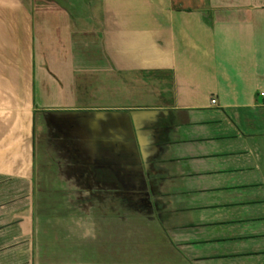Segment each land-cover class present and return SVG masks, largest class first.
<instances>
[{"label": "crops", "instance_id": "0c3cea01", "mask_svg": "<svg viewBox=\"0 0 264 264\" xmlns=\"http://www.w3.org/2000/svg\"><path fill=\"white\" fill-rule=\"evenodd\" d=\"M39 148L132 154L180 264H264V0H0V264H34Z\"/></svg>", "mask_w": 264, "mask_h": 264}, {"label": "rangeland", "instance_id": "374dc122", "mask_svg": "<svg viewBox=\"0 0 264 264\" xmlns=\"http://www.w3.org/2000/svg\"><path fill=\"white\" fill-rule=\"evenodd\" d=\"M97 76H87L92 84L76 93L77 105L96 107L109 97L97 90ZM154 91L122 86L113 102L144 109L159 103ZM37 154L34 264H180L139 167L129 169L139 182L133 189L120 161L97 159L84 168L50 149Z\"/></svg>", "mask_w": 264, "mask_h": 264}, {"label": "flooded vegetation", "instance_id": "af4514ba", "mask_svg": "<svg viewBox=\"0 0 264 264\" xmlns=\"http://www.w3.org/2000/svg\"><path fill=\"white\" fill-rule=\"evenodd\" d=\"M120 159L118 160V161H120L121 163H125V164H130V163H135L136 162V158L135 157H132V154L130 155V154H128V155H126V153H120ZM128 177H130L131 178V180L132 179H134L135 178V174H126ZM133 186V185H132Z\"/></svg>", "mask_w": 264, "mask_h": 264}, {"label": "water", "instance_id": "95a60500", "mask_svg": "<svg viewBox=\"0 0 264 264\" xmlns=\"http://www.w3.org/2000/svg\"><path fill=\"white\" fill-rule=\"evenodd\" d=\"M151 113H153V112H145V111H138V112H132V114L134 115V116H142V115H144V114H151Z\"/></svg>", "mask_w": 264, "mask_h": 264}, {"label": "built area", "instance_id": "2783aa9c", "mask_svg": "<svg viewBox=\"0 0 264 264\" xmlns=\"http://www.w3.org/2000/svg\"><path fill=\"white\" fill-rule=\"evenodd\" d=\"M210 103H211V105H214L215 104V100H211Z\"/></svg>", "mask_w": 264, "mask_h": 264}]
</instances>
